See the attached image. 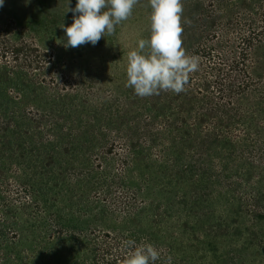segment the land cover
Returning <instances> with one entry per match:
<instances>
[{"label":"rangeland","instance_id":"obj_1","mask_svg":"<svg viewBox=\"0 0 264 264\" xmlns=\"http://www.w3.org/2000/svg\"><path fill=\"white\" fill-rule=\"evenodd\" d=\"M181 2L182 47L199 64L264 8ZM76 3L0 7V38L36 61L29 74L0 64V264H79L99 230L146 238L174 264H264V42L248 52L252 87L228 106L202 83L140 98L126 67L150 38L148 0L95 46L65 48Z\"/></svg>","mask_w":264,"mask_h":264},{"label":"clouds","instance_id":"obj_2","mask_svg":"<svg viewBox=\"0 0 264 264\" xmlns=\"http://www.w3.org/2000/svg\"><path fill=\"white\" fill-rule=\"evenodd\" d=\"M139 0H77L75 8L67 6L73 13V23L62 24L65 48H77L86 43L95 46L102 37L114 34L116 26L127 20ZM4 0H0V7ZM70 0H68V5ZM151 7L150 38L138 41V50L128 53L126 87L132 88L140 97L160 95L162 91L180 94L186 91L191 73L198 71V57L187 55L182 47L181 26L183 5L181 0H148ZM190 24V21H185ZM122 260V264H155L161 258L159 250L152 244L135 246Z\"/></svg>","mask_w":264,"mask_h":264},{"label":"trees","instance_id":"obj_3","mask_svg":"<svg viewBox=\"0 0 264 264\" xmlns=\"http://www.w3.org/2000/svg\"><path fill=\"white\" fill-rule=\"evenodd\" d=\"M257 16V28L237 33L234 37L235 45H228L229 41L223 40V36L215 37L213 45L203 50L198 71L189 76L187 85L199 89L202 83L214 107L230 105L252 87L247 74V56L253 43L264 42V8ZM35 62L34 52L28 46L10 44L0 38L1 65L10 69L23 68L19 70L29 74L35 70ZM122 213H126L124 209ZM129 241H134L136 247L152 244L146 238L99 230L88 240V258H83L79 264H122L123 258L134 250L129 247ZM155 247L161 254L155 264H174L166 249Z\"/></svg>","mask_w":264,"mask_h":264}]
</instances>
